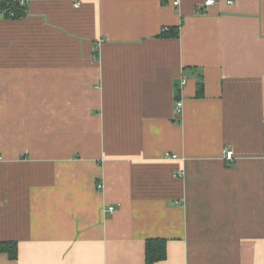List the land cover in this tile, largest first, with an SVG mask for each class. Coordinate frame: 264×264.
I'll return each instance as SVG.
<instances>
[{"label": "crops", "instance_id": "crops-1", "mask_svg": "<svg viewBox=\"0 0 264 264\" xmlns=\"http://www.w3.org/2000/svg\"><path fill=\"white\" fill-rule=\"evenodd\" d=\"M227 1L0 0V264H264V0Z\"/></svg>", "mask_w": 264, "mask_h": 264}, {"label": "trees", "instance_id": "trees-1", "mask_svg": "<svg viewBox=\"0 0 264 264\" xmlns=\"http://www.w3.org/2000/svg\"><path fill=\"white\" fill-rule=\"evenodd\" d=\"M7 11L3 14V11ZM27 7L26 5L20 6L18 2H0V14L7 17L12 12V18H21L25 16ZM166 245L162 239H150L145 244V264H155L162 261L166 257ZM17 244L12 241L0 242V253H4L11 260L17 258Z\"/></svg>", "mask_w": 264, "mask_h": 264}, {"label": "built area", "instance_id": "built-area-1", "mask_svg": "<svg viewBox=\"0 0 264 264\" xmlns=\"http://www.w3.org/2000/svg\"><path fill=\"white\" fill-rule=\"evenodd\" d=\"M18 3H19L20 6H23V5H24V2H18ZM215 3H216V0H204L203 5H204L205 7H208V6H212V5H214ZM227 3H228V4H231V3H232V0H228ZM6 13H7L6 10L3 11V14H6ZM9 14H10V16H12V12L9 13ZM182 84H184V81L182 82ZM178 105H179V104H178ZM178 105H177V109H179V108H178ZM173 158H176V156H173ZM224 158H225L226 161H229V162L233 161V159H234V154H233V152H232V151H229V150H226L225 153H224ZM1 160H2V158L0 157V161H1ZM97 188L100 189V185H98ZM106 212H107L108 214H111V213L114 212V208L111 207V206H109V207L107 208Z\"/></svg>", "mask_w": 264, "mask_h": 264}]
</instances>
